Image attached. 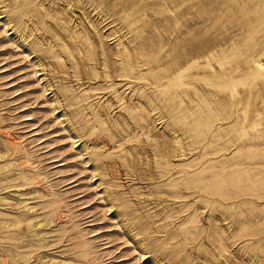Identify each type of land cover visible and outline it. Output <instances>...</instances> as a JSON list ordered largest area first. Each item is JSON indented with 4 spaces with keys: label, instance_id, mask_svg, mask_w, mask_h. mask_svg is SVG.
<instances>
[{
    "label": "rangeland",
    "instance_id": "obj_1",
    "mask_svg": "<svg viewBox=\"0 0 264 264\" xmlns=\"http://www.w3.org/2000/svg\"><path fill=\"white\" fill-rule=\"evenodd\" d=\"M0 264H264V0H0Z\"/></svg>",
    "mask_w": 264,
    "mask_h": 264
}]
</instances>
